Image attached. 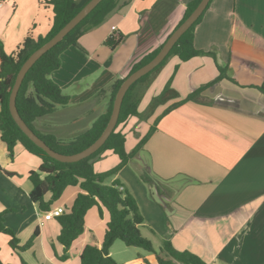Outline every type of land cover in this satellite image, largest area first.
Segmentation results:
<instances>
[{"label":"crops","instance_id":"1","mask_svg":"<svg viewBox=\"0 0 264 264\" xmlns=\"http://www.w3.org/2000/svg\"><path fill=\"white\" fill-rule=\"evenodd\" d=\"M157 1L119 0V8L103 25L83 35L79 48L63 54L61 68L51 78L70 103L37 120L34 125L39 132L68 139L85 132L105 112L107 88L164 42L160 43L158 36L175 29L191 0L178 1L163 21L164 15L155 10V31H151L148 22ZM237 1L240 7L235 9ZM53 22V6L46 0H0V41L8 54L28 36H46ZM112 35L124 36L114 51L105 44ZM195 46L215 52L216 61L209 56L188 62L171 58L145 93L139 112H144L172 77L179 99L157 108L148 118L150 129L170 105L214 81L220 74L216 63L229 65L228 76L242 84L264 83V0H214L195 30ZM240 56L256 58L250 63ZM132 119L118 128L126 135L128 153L147 132L135 128L142 134L129 139ZM75 130L80 133L74 134ZM108 154L107 167L98 161L96 172L119 164L112 151L102 159ZM40 165L41 159L20 144L12 159L0 132V214L21 247L38 232L26 251L13 250L11 237L0 234V260L3 264H81L87 245L102 247L110 214L103 207H93L69 259L61 261L64 247L58 243V218L45 220L40 204L31 199L29 175ZM142 175L153 182L145 183ZM116 179L137 199L144 217L141 233L155 250L170 242L176 250L189 251L207 264H264V93L228 80L207 89L198 102L186 103L162 118L142 151L109 183ZM80 192L79 187L67 188L50 210L69 212ZM51 198L46 194L45 202ZM110 253L124 264H139L137 260L145 257L154 260L144 249L128 247L122 241H116Z\"/></svg>","mask_w":264,"mask_h":264},{"label":"trees","instance_id":"2","mask_svg":"<svg viewBox=\"0 0 264 264\" xmlns=\"http://www.w3.org/2000/svg\"><path fill=\"white\" fill-rule=\"evenodd\" d=\"M90 1L46 0L48 5L53 6L54 11L53 26L46 36H41L38 39L28 36L13 54H8L5 51L3 43L0 41L1 140L6 145L9 156L12 159L15 156V149L18 144L22 145L29 153L41 159L39 169L32 171L29 178L33 184L31 199L40 204L42 213L50 211V206L63 196L67 188L79 187L81 190L71 210L69 212L65 211L64 215L58 217L61 226L58 243L64 247V254L59 257L61 261L69 259V251L72 245L83 235L87 213L93 207L99 206L100 208H105L110 214L108 228L101 248L93 245L85 247L81 254V264H124L119 263L111 256L110 250L116 241H122L128 247L144 249L154 258V260H150L148 257L140 258L137 260L139 264H207L202 258L189 251L176 250L170 242H165L159 251L155 250L152 242L141 233L140 226L144 223V217L140 211L137 199L131 192L121 189L122 184L119 180L116 179L111 183H109V180L118 175L125 166L136 158L156 131L158 123L173 110L189 102H198L202 93L225 80L241 88H257L262 93H264V83L261 86L242 84L238 80L228 76L229 65L222 67L216 63L220 74L214 81L203 85L185 99L170 105L157 118L154 126L151 127L135 149L131 153L126 151V135L122 131H118V128L122 124L127 123L133 117L148 119L155 113L158 107L166 105L172 100L179 99V94L172 88V77L164 90L151 100L148 108L143 113L139 112V107L146 91L167 65L168 61L173 57H178L182 62H188L200 56H209L216 61L217 56L215 52L201 51L195 46V30L201 24L206 12L211 7L214 1L212 0L204 14L175 45L167 59L153 72L134 84L129 90L123 101L117 128L106 144L97 153L81 162L66 164L56 161L36 146L15 123L9 108L10 96L17 75L27 59L40 47L49 42ZM200 2L201 0H191L188 2L182 19L166 37L164 42L141 59L135 61L124 78L116 79L107 88V93L109 94L107 109L89 129L70 139H61L53 133H41L35 128V122L54 114L58 107H66L70 103L69 96H66L61 86L51 78L52 74L61 68L63 54L70 49L79 48L80 38L103 25L108 17L120 6L119 0H104L60 44L44 55L29 71L17 98V108L22 119L55 152L62 155H75L84 151L95 143L106 129L117 92L124 80L157 56L171 34L192 14ZM177 4L178 0H158L150 15L148 28L151 31H155L152 19V14L155 10L164 15L163 21L175 10ZM123 42L124 36L112 35L105 44L114 51ZM240 58H245L246 61L252 63L256 57L240 56ZM109 66L110 62L105 67L108 68ZM108 151H112L119 157V164L109 171L96 172L95 163L101 160L103 155ZM142 180L148 184L153 182L146 175H142ZM48 193L52 195V198L46 203L44 198ZM0 234H6L11 237L10 247L13 250L26 251L33 246L38 232H35L31 240L21 247L19 246L20 242L16 234L6 226L4 214H0ZM0 264H3L1 260Z\"/></svg>","mask_w":264,"mask_h":264},{"label":"water","instance_id":"3","mask_svg":"<svg viewBox=\"0 0 264 264\" xmlns=\"http://www.w3.org/2000/svg\"><path fill=\"white\" fill-rule=\"evenodd\" d=\"M104 0H91L69 23H67L49 42L40 47L35 51L23 64L21 67L12 93L10 96L9 108L11 115L22 130V132L40 149L46 152L51 158L59 161L61 163L71 164L81 162L95 153H97L108 141L111 135L115 132L121 110L123 101L132 88L134 84L140 81L145 76L153 72L157 67H159L169 56L175 45L180 41V39L191 29V27L199 20V18L204 14L210 5L212 0H201L197 8L192 12V14L171 34L166 43L163 45L157 56L150 61L148 64L128 76L121 87L119 88L114 105L112 114L109 120V123L104 130L103 134L99 139L93 143L90 147L84 151L75 154V155H62L54 150H52L36 133L25 123L19 114L17 108V98L21 86L29 73V71L35 66V64L49 51L55 48L60 44L83 20H85Z\"/></svg>","mask_w":264,"mask_h":264},{"label":"rangeland","instance_id":"4","mask_svg":"<svg viewBox=\"0 0 264 264\" xmlns=\"http://www.w3.org/2000/svg\"><path fill=\"white\" fill-rule=\"evenodd\" d=\"M178 1H180V0H178ZM234 7H235V9L238 7H240V5L238 4V1L237 2H235V5H234ZM241 7H243V5H241ZM173 27V26H172ZM167 33V32H166ZM166 33L164 32V34H161L160 33V36H158V39L160 40V43H162L165 39H166V37L168 36V35H166ZM171 60V59H170ZM169 60V61H170ZM168 61V62H169ZM147 92V91H146ZM150 104V103H149ZM149 104L147 105V108H148V106H149ZM146 108V109H147ZM145 109V110H146ZM144 110V111H145ZM106 111V110H105ZM156 112V111H155ZM155 114V113H154ZM153 114V115H154ZM69 117H73L72 115H68ZM147 121H148V119H145V118H139V117H133V119H132V121H131V123H130V125L128 126V131H129V139H136V136H138L139 134H142V133H137L136 131H135V128H137L138 130H140L141 128H142V130H143V133H145L146 132V130H147V132L145 133V136L147 135V133H148V128H149V125L150 124H147ZM134 124V125H133ZM85 127V126H84ZM150 129V128H149ZM79 131H74L73 133L74 134H76V133H78ZM139 132V131H138ZM80 133V132H79ZM76 135H79V134H76ZM73 137H75V136H73ZM73 137H71V138H73ZM68 139H70V138H68ZM129 144H131V140H130V142H129ZM108 157H109V154L107 155V156H105L103 159H101V160H99V163L98 164H102V165H104L105 167H107V160H108ZM98 162V161H97ZM96 162V163H97ZM99 168H100V166H99Z\"/></svg>","mask_w":264,"mask_h":264},{"label":"built area","instance_id":"5","mask_svg":"<svg viewBox=\"0 0 264 264\" xmlns=\"http://www.w3.org/2000/svg\"><path fill=\"white\" fill-rule=\"evenodd\" d=\"M2 3L3 2H1V4ZM113 30L115 31L116 28L114 27ZM65 211L66 210H64V208L52 209V210H50L48 212L43 213L44 219L45 220H53V219H56V218L61 217L62 215H64L65 214Z\"/></svg>","mask_w":264,"mask_h":264}]
</instances>
